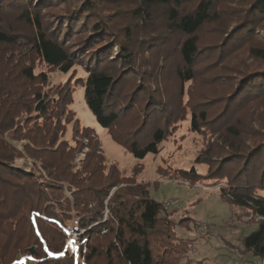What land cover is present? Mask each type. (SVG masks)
<instances>
[{
    "label": "trees",
    "instance_id": "trees-1",
    "mask_svg": "<svg viewBox=\"0 0 264 264\" xmlns=\"http://www.w3.org/2000/svg\"><path fill=\"white\" fill-rule=\"evenodd\" d=\"M101 1L0 0V264L22 263L24 257H28L24 264H32L34 260L35 264H78L76 253L69 248L68 232L74 229L87 230L78 242L84 264H92L98 255L107 264H155L159 259L162 260L159 264H169L167 257L179 260L175 264H191L176 246L164 244L161 252L154 247L153 237L167 243L170 233H166L169 224L165 220L171 212L165 203L151 197L148 186L137 184L112 192L123 185L120 170L115 163L107 165L93 129H74V145L62 139L66 122L73 117L69 112L75 93L72 84L59 87L55 97H50L46 89L48 73H35L36 61L62 75L83 68L85 74L78 77L76 86L84 88L87 107L113 141L139 161L160 153L175 113L166 101L146 88V83H137L136 46L126 37L118 38L108 31L107 23L98 13ZM174 1L176 7L183 2ZM217 1L201 0L191 13H181L172 6V0H145L147 6L169 7L170 30L186 37L179 49L183 66L177 70L184 83L195 79V64L200 56L198 33L216 18L213 12ZM68 2L76 3V7L60 8L49 14L47 20L43 19L49 6ZM244 2L245 12L233 28L236 33L233 41L253 36V24L264 19V0ZM257 75L264 77L262 73ZM258 78L250 80L254 83ZM32 115L36 119L31 124ZM26 119L27 125H31L28 138L24 139L19 127ZM128 119L132 123H127ZM207 120L206 112H192L193 131L209 124ZM210 125L214 126V122ZM23 139L26 141L20 150L14 142ZM263 142L264 133L251 150L229 151L215 171L212 160L201 161L198 156L196 164L210 162L207 176L194 167L178 174L188 182L204 179L217 183L222 174L221 177H226L227 163L237 166L228 187L220 188L221 196L228 200L226 203L249 210L259 219L256 229L241 236L246 252L241 258L253 257L259 264H264ZM82 145L89 152L81 167L74 166L75 155ZM17 159H28L31 171L11 166ZM65 187L73 192V202L66 197ZM105 209L112 221L108 219L89 230L90 225L84 220L91 224L103 222ZM75 217L84 219L75 226ZM229 222L225 223L224 231L230 230ZM207 235L211 239V232ZM110 237L112 240L107 242ZM83 240L86 245L81 244ZM32 247L36 248L35 255L30 252Z\"/></svg>",
    "mask_w": 264,
    "mask_h": 264
},
{
    "label": "rangeland",
    "instance_id": "rangeland-1",
    "mask_svg": "<svg viewBox=\"0 0 264 264\" xmlns=\"http://www.w3.org/2000/svg\"><path fill=\"white\" fill-rule=\"evenodd\" d=\"M182 1L176 7L172 0V6L181 13H191L201 0ZM98 5V13L107 23L108 31L118 38L126 37L129 42H134V65L139 70L136 75L137 83H146V88L151 93H155L170 105L169 108L175 116L168 126L170 129L167 140L160 145V153L150 154L141 161L136 160L127 149L113 141L109 132L98 124L87 107L84 88L76 86L78 77L85 74L83 68L77 67L70 74L62 75L36 61L35 73L44 71L49 75L46 89L50 92V97H55L58 88L66 83H71L75 89L73 104L69 106V112H72L70 117H73L66 122L62 139L74 145V129H93L101 143L107 165L115 163L120 170V182L123 185L112 192L142 184L149 187L151 197L157 202L166 204L171 201L166 204L171 213L167 214L165 220L169 224L166 233H170V236L167 243L153 237L152 243L158 248L157 252H161L159 249L165 244L182 249L191 264H259V260L253 257L241 258L246 254L241 244V236L256 229L259 219L249 210L226 203L228 200L221 196L220 188L228 187V181L236 175L237 166L227 163L224 167L226 177H221L222 174L217 183L204 179L188 182L178 177V174L181 170L188 171L194 167L199 174L207 176L210 162L196 164L198 156L201 161L212 160L211 165L215 171L225 161L229 151L251 150L250 147L264 133V88L260 89L264 77L257 75L264 74V19L260 24H253V36L233 41V36H236L233 28L244 15L245 2L218 0L213 12L216 18L198 33L200 56L195 64V79L184 83L179 79L177 70L183 66L179 49L180 43L186 37L170 30L169 7L147 6L145 0H103ZM75 7L76 3L73 2L49 6L43 12V19L47 20L49 14L56 13L60 8L70 10ZM144 8L147 9L143 10ZM126 33H130V36L127 37ZM247 74L250 78H259L252 83L250 78H244ZM195 111L206 112L209 122L203 124L198 132L191 127V114ZM31 119L32 124L36 115H32ZM27 121L24 120L19 127L24 139L28 138L27 132L31 125H27ZM126 122L132 123L129 119ZM212 122L214 126L210 125ZM24 139L23 142H14L20 150L26 141ZM263 144L264 142L261 145ZM88 152V147L82 145L75 155L74 166L81 167ZM252 153L255 151L250 154ZM11 166L21 171L32 169L28 159H17ZM241 166L242 164L238 165V169ZM43 176L46 177V174ZM64 192L73 202L71 189L65 187ZM107 204L105 202V206ZM83 219L84 217H75V226ZM108 219L112 221L109 211L105 209L103 222L91 224L87 219L84 221L90 225L88 229L91 230ZM229 220L230 230L224 231L225 223ZM236 226L241 227L236 230ZM208 232H211V239ZM68 233L70 250L76 253L78 264H84L79 254L78 242L86 235L87 230L74 229ZM104 233L103 231L101 234ZM227 238L230 242L225 244L224 240ZM111 240V237L106 239L107 242ZM81 244L86 245L87 241L83 240ZM32 248L36 251L35 247ZM167 259L169 264L179 261L168 257ZM161 262L159 259L155 264ZM35 263L34 260L32 264ZM92 264H107V261L98 255Z\"/></svg>",
    "mask_w": 264,
    "mask_h": 264
},
{
    "label": "built area",
    "instance_id": "built-area-1",
    "mask_svg": "<svg viewBox=\"0 0 264 264\" xmlns=\"http://www.w3.org/2000/svg\"><path fill=\"white\" fill-rule=\"evenodd\" d=\"M169 202H171V201H169ZM169 202L168 203H166V204H169ZM28 260V257H24L23 258V261H22V263L21 264H24L26 261Z\"/></svg>",
    "mask_w": 264,
    "mask_h": 264
},
{
    "label": "water",
    "instance_id": "water-1",
    "mask_svg": "<svg viewBox=\"0 0 264 264\" xmlns=\"http://www.w3.org/2000/svg\"><path fill=\"white\" fill-rule=\"evenodd\" d=\"M30 252L34 255L36 254V251L33 248L30 249Z\"/></svg>",
    "mask_w": 264,
    "mask_h": 264
}]
</instances>
